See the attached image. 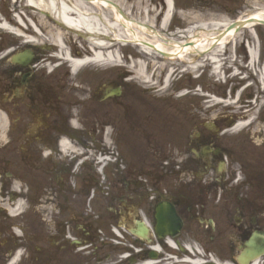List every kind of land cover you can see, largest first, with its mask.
Segmentation results:
<instances>
[{
	"label": "flooded vegetation",
	"instance_id": "af4514ba",
	"mask_svg": "<svg viewBox=\"0 0 264 264\" xmlns=\"http://www.w3.org/2000/svg\"><path fill=\"white\" fill-rule=\"evenodd\" d=\"M226 15L238 18L237 25L212 31L215 71L199 56V33L182 25L183 73L173 76L165 141L148 131L147 112L139 108L143 97L129 83L113 97L116 81L107 74L88 82L86 99L76 96L66 84L69 75L56 69L49 36L57 28L49 16L27 11L22 26L4 18L17 31L0 32V264H95V240L108 236L112 221L140 213L153 231L163 201L182 220L178 251L154 236L151 262L142 250L137 260L116 264H240L250 238L261 248L264 24L243 25L241 11ZM28 38L38 45L22 40ZM125 133L138 155L162 154L158 177L142 165L136 173L133 160L95 175L89 155L110 154L104 144ZM207 214L214 216L213 228L199 221ZM189 221L210 234L208 245L199 240L194 258L181 250L189 242ZM257 260L264 264V252Z\"/></svg>",
	"mask_w": 264,
	"mask_h": 264
},
{
	"label": "bare ground",
	"instance_id": "6f19581e",
	"mask_svg": "<svg viewBox=\"0 0 264 264\" xmlns=\"http://www.w3.org/2000/svg\"><path fill=\"white\" fill-rule=\"evenodd\" d=\"M25 4L35 9L49 10L51 15L56 20L60 21V24H63L66 29H73L80 33H85L82 35L83 37L89 36L88 48L91 50L89 57L77 61L68 58L66 54L63 53V59L70 63V67L73 71L88 64L98 66L111 63L117 64L120 60L116 50L112 51L114 46L124 45L126 42H141V39L145 42H149L148 44H152L153 47L156 48L155 50L153 49L154 51H151L152 49L147 47V45H140L141 52L144 54H155L156 57L161 55L164 58L176 60H178V58L180 60L184 59L182 54L183 47L180 46L179 42L177 43L169 40L160 42L156 38L161 35L154 32L153 29L145 27L152 26L151 23L148 21H145L143 24L135 23L132 19L122 14L118 7L107 0H25ZM166 4L168 9L166 10L165 17L161 20L162 29L166 28L172 16L171 4L168 0ZM253 7L251 12H249L250 14L242 17L243 19L249 18L245 20L244 24L261 23L264 21V6L262 5L261 8L256 6ZM226 24L227 23H224L220 25V27H225ZM137 25L140 26V29H138ZM0 28L6 29L4 25H0ZM202 28L204 29V27ZM203 39L204 42H199L197 46L202 51H205L210 46L211 40H209L207 36ZM55 41L59 49H61L58 35L55 37ZM157 49L162 51V53L157 52ZM204 55L207 56L210 67H213L215 70L216 61L211 51L206 52ZM143 67H145L144 64L140 62L135 74H142ZM143 76L142 80L147 82L148 80Z\"/></svg>",
	"mask_w": 264,
	"mask_h": 264
},
{
	"label": "rangeland",
	"instance_id": "374dc122",
	"mask_svg": "<svg viewBox=\"0 0 264 264\" xmlns=\"http://www.w3.org/2000/svg\"><path fill=\"white\" fill-rule=\"evenodd\" d=\"M3 1L10 3L9 0H3ZM116 1H118L117 3L119 6L125 7V9L127 8L126 12L128 13V17L135 18V19H137V21H140V22H144L145 20H147L149 23H151L155 26H158L159 29H161V27L159 26V18L156 19V14L164 11L163 10L164 7H163L162 3L160 5H158V4L154 5L153 0H116ZM157 1L161 2V0H157ZM226 1H228L229 3ZM174 4H175V11H180V10H183V11H181L180 14H178V13L173 14V18H174L173 23H171L169 25V27L167 26L165 29H162L164 31H159L160 33H164L165 35H167L169 33L171 34V32H174V31L177 32V30H178L177 28H179V26L177 24L180 23V21H181L180 17H182V16L194 15V17H197L198 19L195 20V23H191V24L195 25L197 28H198V26H205V28L209 30V28H212L211 25H213V22H219V23L225 22L226 18H227L225 15H221L218 17L217 20L214 21L212 19L213 17L211 16V14H213V13L222 14L224 12H233V11H236L238 9L242 10V8L244 9L243 12H246V11L251 12V10L253 9V6H256L259 8H261L262 5L264 6V0H174ZM243 6H245V7H243ZM8 11L11 15L13 13H16L17 12L16 6L12 5ZM171 26H173V28ZM174 26L176 27L175 29H174ZM158 27H157V29H158ZM203 30H205V29H203ZM57 31H59V30H57ZM62 31H64V30H62ZM56 36L52 35L53 40L55 39ZM69 41L71 42V46H72V44L76 45V43H77V46H76L77 49H79L81 51H85V53L87 52V50H88L87 44L85 43L84 40L78 39L77 34H75L74 36L70 34L69 35ZM117 48L118 47H116V49ZM117 50H118V53L121 51L119 49H117ZM128 52L131 53V56H134L135 49H133L132 46H127L126 53H128ZM150 57L151 56H148V55L145 56L144 54H141V57L139 56L138 58L142 59L145 62L146 61L148 62L150 59H153ZM155 60L156 59H153V61H155ZM160 62L161 63L157 62L156 63L157 65L155 64L156 68L160 69V70L166 69L168 65L166 63H163L162 60ZM174 68L178 69V71L182 69L180 65L179 66L174 65ZM111 70H112V68H111ZM147 71H148V69L146 67V75H147ZM164 73H166V72H164ZM148 74L150 75L151 72H148ZM157 74H158V72L154 73L153 78H155ZM97 75H98V72L83 74V76L80 79V83H82V85L78 82V80L74 81L73 75H71L72 76L71 80L67 79L66 84L69 88L76 89V90L80 91V93H79L78 91L74 90V93L76 94V96H79L82 99L83 98L86 99L85 96L87 93H85V92L83 93L84 88H86L87 85H89L88 82L91 81L92 79L96 78ZM110 75L112 76V78H110V79H113V77L116 74L113 75V73H111ZM98 76L100 78V75H98ZM129 84L135 91H139L141 93V96L143 97V99L142 98L139 99L140 100L139 101L140 106H142L143 104H146V106L151 105V101H149V100H152V101H154L155 105H157L158 107L160 106V108L163 111V114L165 116H167V117L171 116V111H169V110L166 111L164 104H163L164 103L163 101H161V100L157 101L155 98H152L153 93H150V92L143 93L142 88H140L139 86H136L135 84H132L131 82ZM181 86H183V83L181 84ZM69 96L73 97L72 94H70ZM82 112L85 114L84 111H82ZM157 119H158V114H155L149 120L155 121ZM166 129L167 128H163L161 131L165 133ZM93 136H96V134H93ZM128 137H129V134L125 133V136L119 139V144L121 145L120 149L129 148ZM162 137H163V133H162ZM152 147H154V144L150 145V148H152ZM130 150L132 151V153H134L137 150V147L134 146V147L130 148ZM139 157H140V159H139L140 161H138V158L136 156L131 157V159L134 161V163H132L131 166L137 167V166L142 165V166H145L146 169L150 167L153 176H155L159 172L160 166H161V165H159L160 155L151 153V155L149 157H147V156L142 155L140 153ZM147 158H149V161ZM207 217L208 218H214V216L211 214H207ZM188 228H190V230H189V233H187V237H188L187 239L191 245L195 246V244L193 243V240H197V239H200V240L203 239V240H205L206 244L209 243V238H208L209 234L206 236L202 235V233H201L202 227L199 228L198 233L194 234L193 236H192L191 232L196 231V230H194L195 229L194 223H191L189 221L188 222ZM104 241L111 244V242L106 240V239H104ZM100 253H101L100 257H102L106 254L111 255V259H109L108 261H105V260L103 261L106 264H109L113 260L117 259L116 255L114 254V252L112 251V248L109 245H106V247H104V249H102Z\"/></svg>",
	"mask_w": 264,
	"mask_h": 264
},
{
	"label": "water",
	"instance_id": "95a60500",
	"mask_svg": "<svg viewBox=\"0 0 264 264\" xmlns=\"http://www.w3.org/2000/svg\"><path fill=\"white\" fill-rule=\"evenodd\" d=\"M168 220H175V218L171 215L170 217L167 218ZM180 225V222L178 223Z\"/></svg>",
	"mask_w": 264,
	"mask_h": 264
}]
</instances>
